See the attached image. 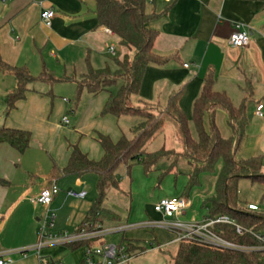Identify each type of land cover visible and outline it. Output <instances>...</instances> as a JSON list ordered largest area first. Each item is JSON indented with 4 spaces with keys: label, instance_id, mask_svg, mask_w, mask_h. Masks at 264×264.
<instances>
[{
    "label": "crops",
    "instance_id": "0c3cea01",
    "mask_svg": "<svg viewBox=\"0 0 264 264\" xmlns=\"http://www.w3.org/2000/svg\"><path fill=\"white\" fill-rule=\"evenodd\" d=\"M46 10L55 13L50 28L41 22V14ZM146 11L160 14L147 24V28L157 33L155 53L167 58L168 62L162 66L151 64L147 67L140 95L132 99L134 106L148 105L164 110L171 98L180 93L179 107L188 118L193 134V104L202 92L205 79L213 75L215 91L226 93L235 106L246 101L248 125L236 154L237 160L244 161L260 155L264 158V118L256 115L257 107L264 105V3L256 0H158L153 3L149 0ZM237 24H243L251 37L249 46L243 49L229 44ZM114 38L118 37L98 26L96 0L0 2L2 60L12 67L25 68L34 77L50 72L56 78L68 79L65 82L38 81L32 84L26 99L5 117V100L16 88L17 81L13 74L0 71V126L31 133L30 148L24 154L8 144H0V179L5 182L0 183V257L10 258L12 264H49L56 261L82 264L87 247L108 244L105 236L92 241L83 246V255L79 258L70 250L71 243L57 244L66 246L67 250L61 248L56 255L42 250L38 253L34 248L39 242L38 231L43 217H37L34 209L41 207L36 208L33 200L44 188L56 183L61 192L43 211L45 216L54 212L61 214L62 219L64 217L59 227L55 225V232L68 233L71 230L73 234L69 235L76 234L92 202L86 201L89 190L84 178L87 175L63 176L58 171L67 166L71 147L78 145L90 159L101 160L104 150L96 139L97 134L109 136L117 142L127 128L140 123L136 120L132 123L129 120L131 116H102L111 95L108 92L93 95L84 91L78 103L72 101L76 92L74 80L82 79L89 69L106 68L108 56L117 55L116 46L113 43L108 45L109 39ZM111 46L115 47L114 55L110 54ZM121 53L120 60L135 56L133 50L124 47ZM234 92L239 95L236 103L232 97ZM217 113L228 122L224 109H218ZM65 116L70 119L69 126L62 123ZM219 128L224 138L231 136V133H224L227 129L224 131L220 124ZM171 135L151 152L161 149L182 152V144L176 147L173 143L176 138ZM167 142L170 144L168 148ZM172 163L173 160H162L155 172L146 176L149 178L144 177L140 167L135 172L139 185L131 187L130 193L121 187L118 190L134 197H131L128 215L124 218L110 210L116 219L105 222L104 228L109 230L107 234L118 237L115 245H134V256L127 264H173L172 257L179 247L169 248L175 245L172 244L174 234L151 224L176 220L155 212L154 206L163 198L183 196L192 171L188 162L179 159L176 169L165 175L168 189L159 198L155 195L152 199L148 198L154 181L167 172ZM217 177V173L201 176V186L189 199L185 198L189 207L178 218L179 221L189 224L201 222L207 217L208 210L203 208L202 198L214 195ZM173 181L174 189L171 190ZM73 184L76 187L74 190L71 188ZM166 185L161 184L160 190ZM68 191H86L87 195L84 199L72 198L68 196ZM68 198L74 200L67 204ZM96 260L100 261L99 258Z\"/></svg>",
    "mask_w": 264,
    "mask_h": 264
},
{
    "label": "trees",
    "instance_id": "16d2710c",
    "mask_svg": "<svg viewBox=\"0 0 264 264\" xmlns=\"http://www.w3.org/2000/svg\"><path fill=\"white\" fill-rule=\"evenodd\" d=\"M149 0H96V16L98 26L112 31L120 40V45L133 50V59L125 57L116 59V70L109 66L101 70L89 69L87 75L76 83L73 102L78 103L84 91L98 95L110 93V98L102 110V116H139L143 121L132 130V137L122 136L113 142L109 136L97 134V141L104 150L101 160L95 161L81 151L78 145L71 147L69 162L65 168L58 170L63 176H97V197L92 203L81 228L93 230L104 226L105 222L115 220L116 216L104 204L109 190H120L121 178L117 170L125 166L127 174L131 175L134 165H140L146 176L155 172L162 160H173L169 170L160 176L161 179L176 169L179 159H184L191 167L183 196L189 199L193 192L201 186V176L217 173L215 193L203 202L207 209V217L215 218L226 215L234 220L236 225L244 230L260 232L264 230V214L244 207L239 195V182L250 179L253 183L264 185L263 157L257 156L248 160H237L239 145L245 136L248 125L246 101L235 106L228 95L214 89V77L209 75L200 96L193 104L192 122L195 127L194 138L190 122L179 107L181 94L173 96L164 109L155 110L145 105L135 107L133 97L140 95L141 85L149 65H165L168 59L157 55L154 43L157 33L149 30L147 24L157 19L160 14L147 13L146 5ZM153 3L158 0H151ZM264 3V0H256ZM0 71L11 73L17 81L16 88L5 100V117L17 108L20 101L26 99L29 87L38 81L65 82L67 78H56L52 73L45 72L38 77L32 76L25 68L12 67L5 63L0 55ZM116 93L112 88L119 85ZM218 109H224L228 114V123L233 131V137L224 138L216 125ZM210 121L211 129L205 128V119ZM167 123L173 124L175 133L180 140L183 150L175 152L161 149L149 152L148 145L164 130ZM0 144H8L20 154H24L31 144V133L8 129L0 126ZM221 164L219 171L218 165ZM0 183L5 182L0 179ZM213 232L221 238L240 246L258 247L260 243L251 233L238 235L234 225H215ZM89 242L69 244L71 251L89 245ZM129 251L135 250L134 245L127 244ZM176 254L172 257L173 264H264V249L252 251L223 250L197 242L184 241L178 245Z\"/></svg>",
    "mask_w": 264,
    "mask_h": 264
},
{
    "label": "built area",
    "instance_id": "2783aa9c",
    "mask_svg": "<svg viewBox=\"0 0 264 264\" xmlns=\"http://www.w3.org/2000/svg\"><path fill=\"white\" fill-rule=\"evenodd\" d=\"M11 0H0L2 4H7ZM55 16L53 10H46L41 14V22L47 28L52 26V20ZM106 32L110 35L114 33L108 29ZM251 37L249 32L245 29L243 24L236 25V31L231 35L229 44L234 48L243 49L249 46ZM110 54H115V47H110ZM187 67V65H186ZM256 115L260 118H264V105L260 104L257 107ZM64 126L70 125V119L65 116L62 119ZM61 192V189L56 183L44 188L38 197L33 200V205L38 207H49L54 198ZM69 197L84 199L87 195L86 191L76 192L68 191ZM189 207V202L185 198H163L155 204V212L163 215L165 218L176 219L171 223H152L156 227H162L174 234L172 244H180L184 241L197 242L203 245L223 249V250H235V251H252L264 249V230L260 232H253L250 230H244L242 227L236 225L235 221L230 219L226 215H220L215 218L205 217L201 222L184 223L178 220L180 216ZM248 208L252 211H259V207L255 204H250ZM57 215L54 212H50L42 222V226L38 231L39 242L34 248L38 253L49 245H57L64 243H77V242H92L98 240L109 233L104 226H98L93 230L90 228H81L76 234L69 235L67 232L57 233L55 232V222ZM149 225V224H148ZM215 225H234L238 235H244L245 233H251L261 246L247 247L240 246L236 243L227 241L216 233L212 228ZM122 229V228H121ZM113 231V230H112ZM133 253L129 251L126 244H104L98 247H87L85 252V259L82 264H127L133 258ZM99 258L100 261H97ZM0 264H12V260L6 257H0ZM49 264H63L61 261L51 262Z\"/></svg>",
    "mask_w": 264,
    "mask_h": 264
},
{
    "label": "rangeland",
    "instance_id": "374dc122",
    "mask_svg": "<svg viewBox=\"0 0 264 264\" xmlns=\"http://www.w3.org/2000/svg\"><path fill=\"white\" fill-rule=\"evenodd\" d=\"M110 43H113L115 46H116V49H117V55L116 56H108V60L107 61V64L110 68V70L112 71H115L116 70V64H115V60L116 59H121L122 58V53H121V50H122V47L119 43V40L118 38H114V39H109V42H108V45ZM106 67V66H104ZM120 84L117 85L116 87H113L112 88V91H114L116 93V91L118 90ZM64 97H67L65 95H62ZM238 93L237 92H234L233 93V102L236 103L238 100L237 98ZM74 100V97H72V101ZM134 105V103H133ZM156 110V109H155ZM129 118V117H128ZM129 120H132L131 122L133 123L134 120L136 121H139L140 123L143 121L142 118L136 116H131ZM125 122V121H124ZM139 123V124H140ZM219 124L223 127L224 131H225V128L227 129L226 132L224 133H231V136L230 137H233V133H232V128L230 127L229 123L227 122V119H221V116H219V114L217 113L216 114V125L218 127V130L220 132V134L222 135L221 133V129L219 128ZM207 128H208V131L211 129V125H210V121L209 119H207V124H206ZM134 127H130V128H127L126 132H125V135L128 137V138H131V135H130V129H133ZM169 134H172L171 137L173 138H178L176 136V133H175V130L173 128V126L170 124V123H167L165 125V128H164V132L158 136L157 138V141H153V143H151V146L148 147V151L151 152L155 149H158L159 145L160 144H163L164 143V138L165 137H168ZM193 137L195 138L196 137V134L194 132V128H193ZM223 136V135H222ZM175 140V142H173L174 144H176L175 146L176 147H180V140ZM170 144L167 142V148ZM162 147V146H161ZM239 149H240V145H239ZM239 151V150H238ZM263 157V155H260ZM140 168V165H134V167L132 168V172H131V175H128L127 174V171H126V168L125 166H121L118 170H117V173L118 175L120 176L121 178V183H120V187L122 189H125V191L127 193H130V188L132 187H135V185H139V179L138 177L135 175V172ZM139 175V174H138ZM142 175V173H141ZM145 178H149V177H146V175L144 176ZM84 180H86L88 186H86L89 190V195L88 197L86 198V201L87 202H94L96 197H97V190H96V181H97V177L96 175H92V174H89L87 175V177L84 178ZM156 183V184H155ZM162 185H166V178L165 176L161 179L160 181V177L157 178V181H154V185L152 187V189H149V199L151 198L152 199V195H155L156 197H160L161 196V193L165 190L168 189V186L166 185V188L165 189H162L160 190V186ZM171 190L174 189V181L171 183ZM71 188H73L72 190H74L75 185L73 184L71 186ZM148 193V192H147ZM121 194V195H120ZM239 195H240V199L242 201V204L244 207H247L248 204H255L259 207V213L261 214H264V185L263 184H259V183H253L250 179H242L240 180L239 182ZM131 197L132 196H126L124 194H122L120 191L118 190H115V189H111L109 190V193H108V198L104 204V207L107 208L108 210H112L113 212H116L118 214H120L122 217L124 216V218H126V216L128 215V208H129V204H130V201H131ZM208 197H203L202 201H205ZM68 201L67 204L70 203V201L74 200L72 198H68L67 199ZM43 208L44 207H41L39 208L38 210L37 209H34L35 210V213H37V217H43V220L44 218L46 217L45 216V212L43 211ZM58 215L57 219H56V227H59V225L61 224V222H63V219H62V215L61 214H56ZM64 216V214H63ZM36 218V216H35ZM42 223V222H41ZM42 226V224H41ZM57 229V228H56ZM69 231V230H68ZM65 232V231H64ZM73 234V232H71V230L68 232V234ZM105 241H107L108 244H117L118 242V237L115 236V235H112V234H107L105 237ZM179 244H175L171 247H169L170 249L174 248V247H177ZM150 246V245H149ZM147 247V246H146ZM65 249L67 250L66 246H61V245H49L45 248L42 249V252L44 251H50L51 253H53V255H56V254H59V249ZM83 247L72 252L74 254H76V258H79L81 255H83ZM70 253V254H72ZM162 254H165L167 255V253H162Z\"/></svg>",
    "mask_w": 264,
    "mask_h": 264
}]
</instances>
